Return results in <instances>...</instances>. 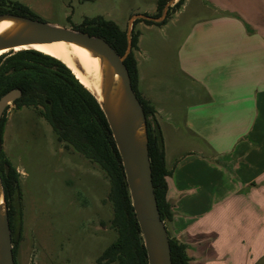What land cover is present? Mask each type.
I'll return each mask as SVG.
<instances>
[{
  "label": "crops",
  "instance_id": "0c3cea01",
  "mask_svg": "<svg viewBox=\"0 0 264 264\" xmlns=\"http://www.w3.org/2000/svg\"><path fill=\"white\" fill-rule=\"evenodd\" d=\"M188 4L164 24L134 25L137 89L170 170L167 231L189 264H261L264 0H198L196 17Z\"/></svg>",
  "mask_w": 264,
  "mask_h": 264
},
{
  "label": "trees",
  "instance_id": "16d2710c",
  "mask_svg": "<svg viewBox=\"0 0 264 264\" xmlns=\"http://www.w3.org/2000/svg\"><path fill=\"white\" fill-rule=\"evenodd\" d=\"M167 0H157L159 16ZM184 0H176L167 9L164 19L153 22L135 19L132 23L131 51L124 59L130 84L138 98L145 118L147 152L151 170L153 192L160 219L166 231L173 211L166 198V176L170 170L164 161V147L159 125L155 118L154 106L137 89L138 72L133 49L137 47L138 31L135 23L161 25L171 12L178 10ZM9 12L36 18L28 6L17 0H0V13ZM76 29L104 38L118 54L126 47V29L101 15L83 17ZM18 88L19 97L11 103L15 108L41 106L39 114L48 122L56 139L81 153L88 160L97 163L109 180L108 199L112 206L110 225L116 231V238L104 248L97 258L98 263L147 264L146 251L135 218L127 184L111 131L105 116L94 96L86 89L62 61L36 49H18L0 54V96L6 91ZM4 109L0 118V143L7 121ZM0 179L7 205L8 224L11 234L12 253L16 263V240L13 237L15 215L20 217L21 193L19 172L7 158L0 146ZM171 264H189L185 245L167 231Z\"/></svg>",
  "mask_w": 264,
  "mask_h": 264
},
{
  "label": "rangeland",
  "instance_id": "374dc122",
  "mask_svg": "<svg viewBox=\"0 0 264 264\" xmlns=\"http://www.w3.org/2000/svg\"><path fill=\"white\" fill-rule=\"evenodd\" d=\"M17 1L37 19L72 28L80 27L83 17L101 15L126 29L132 14L152 15L157 4V0ZM197 3L189 0L187 11L195 17L206 15ZM7 106L1 149L19 172L21 193V215H15L13 233L16 263L105 264L97 258L116 238L105 171L56 139L39 114L41 106Z\"/></svg>",
  "mask_w": 264,
  "mask_h": 264
},
{
  "label": "water",
  "instance_id": "95a60500",
  "mask_svg": "<svg viewBox=\"0 0 264 264\" xmlns=\"http://www.w3.org/2000/svg\"><path fill=\"white\" fill-rule=\"evenodd\" d=\"M175 1L167 0L159 16L132 14L127 21L126 47L122 54H118L100 36L24 15L9 12L0 13V23H5L4 26H0V54L15 51L14 47L31 43L62 42L82 46L97 59L98 72L94 77L96 90L91 91L79 82L89 90L99 104L120 155L131 206L146 251L147 264H171L170 248L167 231L160 219L153 192L147 152L146 118L142 106L132 90L124 59L131 51L133 21L145 19L160 22L164 19L168 7ZM30 49L35 48L30 47ZM56 58L62 61L60 58ZM20 94V89L12 88L0 96V118L6 106ZM0 264H14L7 205L1 179Z\"/></svg>",
  "mask_w": 264,
  "mask_h": 264
},
{
  "label": "bare ground",
  "instance_id": "6f19581e",
  "mask_svg": "<svg viewBox=\"0 0 264 264\" xmlns=\"http://www.w3.org/2000/svg\"><path fill=\"white\" fill-rule=\"evenodd\" d=\"M4 24L0 23V26H4ZM22 47L35 48L60 58L84 86L91 91L96 90L94 77L98 72V62L84 47L71 43L56 42L51 44L31 43L16 46L14 49L18 50Z\"/></svg>",
  "mask_w": 264,
  "mask_h": 264
}]
</instances>
